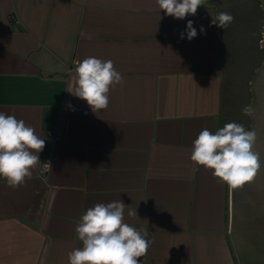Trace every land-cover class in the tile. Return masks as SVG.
<instances>
[{
	"label": "crops",
	"instance_id": "0c3cea01",
	"mask_svg": "<svg viewBox=\"0 0 264 264\" xmlns=\"http://www.w3.org/2000/svg\"><path fill=\"white\" fill-rule=\"evenodd\" d=\"M217 11L205 0L179 20L156 0H0V112L45 140L22 186L0 178V264H68L79 218L116 200L152 240L137 264H238L231 188L190 160L199 133L229 118ZM188 20L190 41L180 39ZM87 57L123 76L96 113L68 92Z\"/></svg>",
	"mask_w": 264,
	"mask_h": 264
},
{
	"label": "clouds",
	"instance_id": "9594fccd",
	"mask_svg": "<svg viewBox=\"0 0 264 264\" xmlns=\"http://www.w3.org/2000/svg\"><path fill=\"white\" fill-rule=\"evenodd\" d=\"M205 0H156L165 16L183 20L186 15L194 16ZM162 19V17H160ZM234 17L221 11L212 17L211 25L224 29ZM200 32L204 33L203 26ZM190 41L197 36L193 21L188 20L180 39ZM71 75L68 92L85 101L93 113L106 109L109 105L110 88L121 84L123 76L112 60L87 57L76 61ZM249 108L242 109L244 115ZM257 140L254 130H246L236 122L225 124L215 133L203 129L193 141L190 160L198 166L211 170L212 175L231 189H237L252 181L261 168L262 160L253 148ZM45 147L36 130L15 116L0 112V178L7 181L10 188L25 183L32 175V169L40 162L39 153ZM51 169V161L44 163ZM126 206L121 200L97 203L79 218L76 226L77 238L82 242L68 253V264H137L138 258L147 254L152 243L147 233L124 222ZM137 217L136 209L128 211Z\"/></svg>",
	"mask_w": 264,
	"mask_h": 264
},
{
	"label": "rangeland",
	"instance_id": "374dc122",
	"mask_svg": "<svg viewBox=\"0 0 264 264\" xmlns=\"http://www.w3.org/2000/svg\"><path fill=\"white\" fill-rule=\"evenodd\" d=\"M217 2V12L226 11L234 19L222 29L225 50L226 85L225 99L229 100V118L226 123L242 124L252 130V118L242 113L247 106L251 109L252 81L264 60L262 42L264 35V9L262 0H213Z\"/></svg>",
	"mask_w": 264,
	"mask_h": 264
},
{
	"label": "water",
	"instance_id": "95a60500",
	"mask_svg": "<svg viewBox=\"0 0 264 264\" xmlns=\"http://www.w3.org/2000/svg\"><path fill=\"white\" fill-rule=\"evenodd\" d=\"M262 4L264 9V0ZM262 32L264 35V29ZM251 86L253 101L249 112L257 135L253 150L262 164L252 181L231 189L229 233L238 264H264V60Z\"/></svg>",
	"mask_w": 264,
	"mask_h": 264
},
{
	"label": "built area",
	"instance_id": "2783aa9c",
	"mask_svg": "<svg viewBox=\"0 0 264 264\" xmlns=\"http://www.w3.org/2000/svg\"><path fill=\"white\" fill-rule=\"evenodd\" d=\"M75 62H76V61H75ZM53 140H56V137H53V138H52V141H53ZM47 161H49V160H48V159L43 160L42 163L40 164L39 169H40V173H41V174L46 173V172L49 170L48 168L44 167V163L47 162Z\"/></svg>",
	"mask_w": 264,
	"mask_h": 264
}]
</instances>
